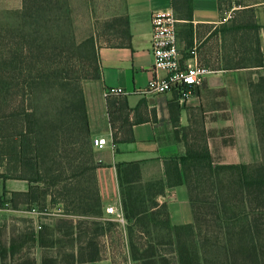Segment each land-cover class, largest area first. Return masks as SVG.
I'll list each match as a JSON object with an SVG mask.
<instances>
[{"label": "trees", "instance_id": "1", "mask_svg": "<svg viewBox=\"0 0 264 264\" xmlns=\"http://www.w3.org/2000/svg\"><path fill=\"white\" fill-rule=\"evenodd\" d=\"M219 2L223 10V0ZM261 3L264 0L232 2L229 7L233 12H249L251 23L229 27L231 17L223 23L227 26L215 27L209 37H221L227 43L228 34L236 30H264L256 23L253 9ZM172 10L182 26L178 40L185 51L195 52L199 63L211 65L203 47L195 45L199 25H194V0H172ZM125 12L105 26L108 33L101 46L95 36L76 41L69 0H22L20 9L2 12L0 179L25 180L29 190L9 193L4 189L0 210L38 209L50 213L47 216L54 222L41 223L40 231H30L26 237L10 236L13 244L1 247L0 259L10 256L13 264H36L30 256L19 253L25 242L37 239L41 247L56 249L62 256L59 262L44 258V264L104 258L115 264L108 245L116 234L117 245L123 249L125 245L134 262L156 264L162 243L152 240V229H162L175 246V264H264V129L258 117L261 160L253 164H213L204 130L197 132L193 143L186 135L185 153L173 162V171L176 185L184 184L188 189L193 223H172L167 203L158 201L165 197L164 181H143L139 162L117 164L120 204L127 224L123 226L105 213L96 182L82 82L101 77V47H131ZM225 53L226 49L217 58V64L224 68L264 65L261 41L252 65L233 64ZM261 81L258 88L250 85L256 107L258 100L264 103V77ZM174 96L177 102L178 94ZM113 138L117 143L115 131ZM48 206H59L60 212L48 211ZM201 210L205 213L202 218ZM212 222L214 225H209ZM4 237L1 234L2 242H6L7 235ZM208 245L213 259L207 257ZM165 260L161 257L162 264H167ZM1 264H5L3 260Z\"/></svg>", "mask_w": 264, "mask_h": 264}, {"label": "crops", "instance_id": "2", "mask_svg": "<svg viewBox=\"0 0 264 264\" xmlns=\"http://www.w3.org/2000/svg\"><path fill=\"white\" fill-rule=\"evenodd\" d=\"M124 3L130 21L131 47H101V77L82 82L91 137H105L110 142L104 149L93 148L96 182L103 209L105 211L109 205H116L118 209L121 206L117 164L139 162L143 181H164L165 197L158 201L167 203L172 223L179 225L180 215L184 219L182 223H193L188 189L184 184L176 185L173 162L185 153L186 135L190 137L194 129L204 130L213 164L248 165L259 162L260 127L254 102L256 96L254 98L252 95L250 85L258 88L264 73L260 67L254 66L224 68L219 64L215 67L204 65L216 73L209 75L183 105L176 102L174 92L144 94L156 74L164 75L156 73L153 68L151 15L156 9H172V0H124ZM4 7L6 10L20 9L22 0H14L13 4ZM253 9L256 23L264 27V3L255 5ZM229 18L231 14L222 10L219 0H194L195 26L205 28L214 25L215 29L217 24ZM210 33L203 38L198 34L196 47L198 40L204 42L212 39ZM259 35L264 37L263 29ZM216 39L219 40L216 52L220 57L226 46L221 37ZM179 46L182 63L193 65V54L185 51L182 42H179ZM262 47L264 51L263 41ZM110 89H122L124 93L107 95ZM124 129H128V132ZM114 131L118 135L117 143H114ZM4 189L9 193L26 192L29 183L19 179L0 180V195ZM0 211L10 213L14 221L9 231L8 222L2 217L6 213L0 215L1 249L13 244L10 236L19 230L17 222L21 210ZM30 213L29 225L38 232V214ZM1 234L3 238L4 234L7 235L6 242H2ZM28 242L32 249L27 256L36 264H44V258L50 260L47 252L50 248L41 247L37 239ZM2 260L5 264L14 263L10 256L5 261L0 259V264ZM81 264L112 263L104 260Z\"/></svg>", "mask_w": 264, "mask_h": 264}, {"label": "rangeland", "instance_id": "3", "mask_svg": "<svg viewBox=\"0 0 264 264\" xmlns=\"http://www.w3.org/2000/svg\"><path fill=\"white\" fill-rule=\"evenodd\" d=\"M236 0H223V10L226 11L227 13L231 14V17H234L232 19V22L227 24L229 27L235 26V25H242L245 23L250 22V13L246 11H237L236 13L233 12V10L229 7L232 5L231 3ZM14 3V0H0V20H4L5 16L2 15V12L5 11L4 6H8ZM70 4V11H71V17L73 21V32L75 39L78 43H81L85 41L86 39L95 36L97 37L98 44L101 46L103 45L104 42V37L107 35V29L105 26H107L108 23H110L114 18L119 17L120 15H124L126 12L125 8V3L124 0H69ZM235 6V4H233ZM237 9H242L235 7ZM234 8V9H235ZM12 10V9H11ZM231 11V12H230ZM225 16V15H224ZM225 23V22H224ZM251 23V22H250ZM179 31L182 28L181 24L179 23ZM227 25L222 24H217L216 26L219 27H225ZM213 31L214 29L212 27H200L198 29V34L200 35V38H203L207 36L210 31ZM227 43L225 42L224 45L226 46V53L225 55L227 58L230 60H233V64L238 61L237 63H244V64H250L252 65L255 62V51L258 47V44L264 43V37H260L258 32H254L253 30L249 29H243V30H236L234 32H231L228 34L226 37ZM219 45V40L216 38L208 39L205 40L204 42H200L198 40V46L203 47V50L206 52L207 55L210 56L211 59V65L213 67L217 66V58H219V55L217 54L216 50ZM246 50H249L246 54ZM203 51V52H204ZM66 59L65 61L67 60ZM212 57V58H211ZM243 58H245L243 62ZM259 99V98H258ZM257 117L258 120L261 124V129H264V103H260L258 100L257 102ZM200 129H194L190 132V140L191 142H196V138L198 137V131ZM1 180V179H0ZM48 211L58 213L60 212V207L56 206L54 208H51L48 206ZM121 210V206L119 208ZM4 210V209H2ZM122 211V210H121ZM199 211V210H198ZM30 212H35L38 215L39 223H53L54 221H51L47 215H49L47 212H39L38 209H28V210H21L19 213V221L18 223V232L13 233L14 235H20L22 237L28 236V233L30 231H33L34 228H32L29 225L28 217L31 215ZM6 213V214H4ZM4 218V221H7V227L12 229L11 223H13V219L10 216V213L7 211L1 212L0 215ZM204 210H201V218L204 217ZM124 217V216H123ZM180 220L179 225H184V224H191V223H182L184 222L182 215L178 217ZM126 219L124 218V223L122 224L123 226L126 225ZM204 223H202V226ZM209 225H214V223H210ZM15 227H17L15 225ZM204 230L206 229V226H203ZM125 232V228L123 229ZM17 231V230H16ZM40 231V228L38 229ZM154 238L156 241H160L162 245L158 247L157 251L160 256L156 258L155 262L156 264H162L161 257H165L167 261V264H175L176 258L173 257V251L175 250V246L171 244V240L169 235L167 234L166 231L160 230V229H152ZM206 231V230H205ZM117 235L115 234L114 236V241L110 242L108 245V248L111 250L112 254H114L115 257V264H144L143 262H134L130 256L129 250H127V247L124 245L123 247H119L117 245V241L119 239L116 237ZM155 241V242H156ZM153 242V243H155ZM29 242H25V247L23 249V252L19 253L23 255H29L30 249H32L31 246H29ZM208 258L213 259V255L211 253V247L208 245ZM48 252V257L49 259L57 260L58 262L61 260L62 261V256L58 254V251L56 249H49ZM131 257V258H130ZM104 260H110L112 263V260L110 258H104L101 261ZM100 262V261H98ZM56 264V263H55ZM62 264V263H60ZM81 264V263H80ZM164 264V261H163Z\"/></svg>", "mask_w": 264, "mask_h": 264}, {"label": "built area", "instance_id": "4", "mask_svg": "<svg viewBox=\"0 0 264 264\" xmlns=\"http://www.w3.org/2000/svg\"><path fill=\"white\" fill-rule=\"evenodd\" d=\"M152 38L151 51L154 57V70L157 75L150 81L144 94H164L174 92L178 94L177 102L183 105L195 90L201 86L206 78L216 71L200 64L197 55L193 52L195 63L193 65L182 63L180 52L177 19L172 9H156L151 15ZM264 73V65L259 68ZM122 89H110L107 95L122 94ZM93 147L104 149L110 142L105 137L92 139ZM105 213L113 216L116 221L124 223L123 213L116 205H109Z\"/></svg>", "mask_w": 264, "mask_h": 264}]
</instances>
